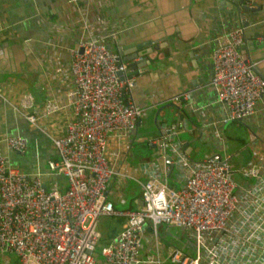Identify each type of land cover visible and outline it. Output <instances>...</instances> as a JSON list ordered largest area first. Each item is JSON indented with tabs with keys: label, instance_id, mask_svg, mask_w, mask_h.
Listing matches in <instances>:
<instances>
[{
	"label": "built area",
	"instance_id": "2783aa9c",
	"mask_svg": "<svg viewBox=\"0 0 264 264\" xmlns=\"http://www.w3.org/2000/svg\"><path fill=\"white\" fill-rule=\"evenodd\" d=\"M64 2L82 10L70 26L76 44L68 48L69 116L62 134L41 129L55 154L45 161L46 186L40 174L18 169L3 153L5 148L23 155L25 137H0V264H11L6 253L15 257L12 264H95L102 216L123 218L117 235L100 247L106 264H140L143 234L155 240L160 223L183 229L192 240L189 254L167 248L169 264H264V151L250 132L251 158L234 166L223 135L226 124L248 120L258 103L264 104V78L240 52L243 29L224 25L211 40L209 86L222 110L217 122L206 123L211 151L198 160L189 156L177 137L188 129L180 118L160 124L163 134L147 139L162 167L154 157L130 163L127 137L145 110L132 101L131 89L144 68L127 70V63L141 56L127 62L109 47L121 28L97 10L99 0ZM32 105L27 92L13 107L34 127L62 108L57 96L31 113ZM113 179L121 188L127 180L137 183V208L114 207L108 198Z\"/></svg>",
	"mask_w": 264,
	"mask_h": 264
},
{
	"label": "crops",
	"instance_id": "0c3cea01",
	"mask_svg": "<svg viewBox=\"0 0 264 264\" xmlns=\"http://www.w3.org/2000/svg\"><path fill=\"white\" fill-rule=\"evenodd\" d=\"M99 1L97 10L100 9L103 16L116 19L121 28L117 43H108L113 51L117 53L120 42L132 41L144 45V49L155 48L148 55L149 65L143 67V73L135 78L131 89L132 101L145 110L135 132L127 137L130 147L145 137L142 132L145 126H141L143 118L151 122L153 136L158 135L160 124H171L184 118L188 129L177 136L182 147L187 143V153L191 156L193 144L200 143L205 153H209L213 144L206 143L204 139V132H208L206 123L217 122L222 111L215 101L214 90L209 86V53L211 40L220 28L236 24L228 8L219 10L218 0ZM243 3L259 9L248 17L252 23L248 29L252 35L245 38V43L251 41L252 45L240 48V52L253 63L256 73L264 78V0H243ZM81 14L80 8L64 0H0V92L5 98L0 99V137L3 134L21 135L27 140V150L23 155L5 148L3 153L18 169L28 174H40L45 186L50 183L45 161L55 158V154L41 129L58 134L64 132L69 116L65 94L72 86L67 70L68 48L76 44V34L71 32L70 26L74 25V18ZM130 55L122 53L121 57ZM27 92L33 96V105L28 110L31 113L52 96L58 97L62 108L47 119L38 121V127H34L22 117L16 105L13 107L19 96ZM182 93L188 94V98L180 101ZM179 102L181 106L177 107ZM250 132L264 151L263 102L258 103L248 120L232 121L223 127L225 147L234 166L243 165L251 158L248 144ZM244 152L246 161L238 164L237 157ZM128 158L129 151L126 159L132 163L131 157ZM54 178L63 185L61 176ZM126 186L127 181L121 188L114 179L109 184L108 198L117 209L137 208L140 204L137 183L134 182L135 187H129L125 197L122 190ZM102 217L106 220L104 227L98 228L99 246L115 237L123 222L120 216ZM145 227L149 228L148 223ZM175 241L182 247L179 248ZM171 246L187 254L192 249L175 234L164 245L159 241L158 233L155 240L144 233L139 252L140 264H169L166 250ZM94 259L95 264H106L97 249Z\"/></svg>",
	"mask_w": 264,
	"mask_h": 264
},
{
	"label": "water",
	"instance_id": "95a60500",
	"mask_svg": "<svg viewBox=\"0 0 264 264\" xmlns=\"http://www.w3.org/2000/svg\"><path fill=\"white\" fill-rule=\"evenodd\" d=\"M219 2V10H223L224 8H228V13L231 15L232 18H234L235 22L237 25H239L243 29V36L244 39L248 38L252 35V32L248 29V27L252 24L250 22L249 16L253 15V12L257 11L259 8L249 6L247 4L243 3V0H218ZM149 44V41L146 45ZM252 45L251 41H247L241 46V49H244L246 46ZM144 45L142 44H137L135 41L128 42V43H121L117 47L116 51L119 54L120 58L124 61H130L133 57L139 55L141 56V59L138 62H128L127 63V70H134L136 67H145L149 65V57L148 55L151 54L152 51H154V47H148L147 49L142 48ZM122 53H131L130 56L127 57H121ZM120 77H122V73H118ZM180 101H182V97H180ZM174 106V104H171ZM177 107L181 106V103L179 102ZM163 130H158V135H162ZM147 137L142 138L141 142L139 143H146L147 147L149 149H153L155 145L151 144L148 142ZM187 143L183 145L185 148V151L188 152V148L186 147ZM151 157H154L157 159L159 162L160 166L161 165V160L158 158L157 154L155 152L150 154ZM176 245H178L179 248H181V244L176 242Z\"/></svg>",
	"mask_w": 264,
	"mask_h": 264
},
{
	"label": "rangeland",
	"instance_id": "374dc122",
	"mask_svg": "<svg viewBox=\"0 0 264 264\" xmlns=\"http://www.w3.org/2000/svg\"><path fill=\"white\" fill-rule=\"evenodd\" d=\"M141 126H145L142 129V132H143V134H144L145 137H151V136H153L152 133L154 131H153V128H152V125H151V122L150 121H148L146 118H143L142 119ZM204 153H205L204 147L200 143H195L192 146V152L190 154L191 155L190 157L193 158V159L198 160V159H200L203 156ZM150 154H151V149H149L147 147L146 143H133V145L129 149V158L131 157L130 160H131L132 163H135L138 160L146 159V158L149 157ZM243 155H244V157H243L244 160H242V156ZM243 155L237 157L238 158V161H239L238 164L246 161V152H244ZM232 161L233 160H232V157H231V162ZM172 176H173V173H172ZM233 176L237 180H239V181H241V180H244L246 182L250 181V179L245 178L241 174H238V173H233ZM172 185L174 187H177V184L174 183V182H172ZM133 186H134V182L131 181V180H127V186L122 190V192L125 194V197L127 196V192L129 190V187H133ZM105 220H106L105 217L99 218L98 219V222H97V227L98 228L99 227L100 228L101 227H104ZM156 231L158 233V239H159V241L162 242L164 245L166 243H168V238L172 234H175V235L178 236V238L180 239V241L184 245L192 247L191 246L192 240L187 236V234L185 233V231L183 229H181V228L169 226V225H167L165 223H160V224H157L156 225ZM96 249L98 250L99 248L96 247ZM5 256L9 259V261H10L11 264L15 260V257L12 254L6 253Z\"/></svg>",
	"mask_w": 264,
	"mask_h": 264
},
{
	"label": "trees",
	"instance_id": "16d2710c",
	"mask_svg": "<svg viewBox=\"0 0 264 264\" xmlns=\"http://www.w3.org/2000/svg\"><path fill=\"white\" fill-rule=\"evenodd\" d=\"M135 143H138V142H135ZM115 207V206H114ZM96 247H98L99 249H98V252L100 251V247L101 246H99V244H98V242H97V246ZM95 251H96V249H95ZM100 254V253H99Z\"/></svg>",
	"mask_w": 264,
	"mask_h": 264
}]
</instances>
